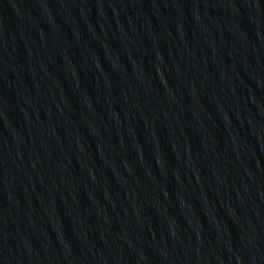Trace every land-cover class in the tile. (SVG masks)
<instances>
[{"label":"water","instance_id":"water-1","mask_svg":"<svg viewBox=\"0 0 264 264\" xmlns=\"http://www.w3.org/2000/svg\"><path fill=\"white\" fill-rule=\"evenodd\" d=\"M0 264H264V0H0Z\"/></svg>","mask_w":264,"mask_h":264}]
</instances>
